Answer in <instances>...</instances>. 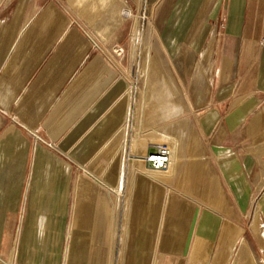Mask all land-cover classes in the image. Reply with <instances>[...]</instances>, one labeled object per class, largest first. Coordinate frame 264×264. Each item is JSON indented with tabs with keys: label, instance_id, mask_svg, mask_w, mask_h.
Listing matches in <instances>:
<instances>
[{
	"label": "crops",
	"instance_id": "0c3cea01",
	"mask_svg": "<svg viewBox=\"0 0 264 264\" xmlns=\"http://www.w3.org/2000/svg\"><path fill=\"white\" fill-rule=\"evenodd\" d=\"M67 5L0 0V264H113L118 233L122 264L264 262V0ZM132 11L155 17L156 64L172 65L178 129L197 146L175 153L168 178L142 170L116 226L131 78L95 43L126 42ZM156 93L145 122L177 111L165 95L156 110Z\"/></svg>",
	"mask_w": 264,
	"mask_h": 264
},
{
	"label": "rangeland",
	"instance_id": "374dc122",
	"mask_svg": "<svg viewBox=\"0 0 264 264\" xmlns=\"http://www.w3.org/2000/svg\"><path fill=\"white\" fill-rule=\"evenodd\" d=\"M163 13L164 18H171L172 14L174 13L178 14V12L171 11H165ZM131 26V36L128 40H126V42L100 44V46L110 50H112L117 45L124 47L125 55H122L117 59L119 62L118 65L120 67L127 66V70L131 78L132 106L129 121L127 123V139L123 146V165L128 162L129 172L126 181V186L125 188H121L122 192H118L117 187L115 188L116 196H119L121 198L120 201L122 202L120 203L121 205L119 206V209L117 211L116 226L124 217L126 219L125 221L129 223V213L127 211V208L128 204L133 199L132 189L134 185V180L139 178L141 176L140 174H143L142 170L147 171L148 167L146 165V162L142 161L141 168H134V162L137 161L133 159V155L140 154L146 156L147 154V151L144 150L143 145L137 142L138 136H140L144 132H148V134L155 139L154 144H169L174 150V155L178 152L180 153V155L187 151L189 152L197 146V141L192 138V135L195 134L190 129H188V134H190L191 137L189 135L183 137L182 133L179 131L180 129H178V120H180V116L185 111V108L183 106V99L186 98V95L182 90L181 85L175 81V78H173L172 74L174 71L171 67L172 65L168 63V60H166V58L162 59V62L164 63L163 68L160 67L159 64L158 66L156 64L157 62L154 57V52L151 48V42L153 44V42L158 39L157 37L158 35H160V32L157 26L155 25L154 15H151V12L147 11H132ZM167 30L171 32L173 29L169 27L167 28ZM147 50L150 51V60L145 58ZM147 75L148 77H145ZM149 85H152L155 88H161L165 92V94L156 93V95H153V103L155 105L156 110L157 108L158 110H162L161 108L165 107L162 102L164 100V97L167 96L168 99L167 102H165L168 104L169 100V103H173L175 108L177 109L174 116L166 118L165 116H162L161 111H159V113L157 111L156 117L153 116L152 119H149L148 122H145V109L147 106L146 100ZM172 125L173 127L171 128ZM169 128H171V130H168ZM153 130H157L159 132L166 130L171 134L172 139H165L162 136L157 137L154 135ZM127 154L133 155L129 156ZM172 168L167 172L158 173V175H154L155 178H168L174 172ZM244 223L245 225H248L249 221H245ZM251 226L253 228L252 224ZM122 239L123 235H121L120 233H118L115 237V245L112 260L113 264H122L123 262H127L126 259L129 254V252H127L128 240L126 237H124L123 240L125 241L123 242ZM248 257L249 255L247 254L245 260ZM249 258L252 261V258ZM260 260L261 262H252V264H264V262H262L263 259L261 258ZM228 264H235V262L229 261Z\"/></svg>",
	"mask_w": 264,
	"mask_h": 264
},
{
	"label": "built area",
	"instance_id": "2783aa9c",
	"mask_svg": "<svg viewBox=\"0 0 264 264\" xmlns=\"http://www.w3.org/2000/svg\"><path fill=\"white\" fill-rule=\"evenodd\" d=\"M60 6L64 8L67 12L69 11L67 0H55ZM75 22L78 23V20L75 19ZM264 42V39H263ZM95 45L100 48V50L105 54V56L111 61L115 66L119 67L118 58L122 55H125L124 47L117 45L112 50L104 48L100 46L99 43H95ZM144 160L147 166L153 170L158 171H169L173 167L174 161V150L173 148L167 144H158L156 145V149L150 151L144 157ZM10 264V263H9ZM13 264V262H11Z\"/></svg>",
	"mask_w": 264,
	"mask_h": 264
},
{
	"label": "bare ground",
	"instance_id": "6f19581e",
	"mask_svg": "<svg viewBox=\"0 0 264 264\" xmlns=\"http://www.w3.org/2000/svg\"><path fill=\"white\" fill-rule=\"evenodd\" d=\"M125 14L126 15H129L130 14V12L128 11V10H126L125 11ZM138 45V44H137ZM142 50V49H141ZM144 52V51H143ZM150 57H151V55H150V51L149 50H147L146 51V57L145 58H147L148 60H150ZM149 134H148V132H144V133H142L140 136H138L137 137V142L139 143V144H142V145H144V146H147L149 143H154V138L152 137V136H148ZM127 155H129V156H131V155H133V154H127ZM129 159V158H128ZM142 161L141 160H139V159H137V163H134L135 165V169L136 168H139V167H141V165H142V163H141ZM138 166V167H137ZM123 168H124V170L126 171L128 168H129V164H128V162L127 163H125V165H123ZM147 171H148V173H153V172H155V173H163L164 171H158V170H153V169H151V168H149V167H147ZM122 184H121V186L119 185L118 187H117V190H118V192H122L121 190V188L123 187V185H124V181H125V176H124V174L122 175Z\"/></svg>",
	"mask_w": 264,
	"mask_h": 264
}]
</instances>
